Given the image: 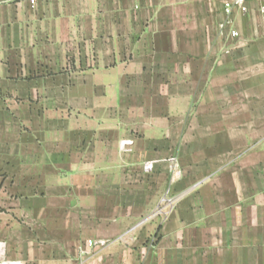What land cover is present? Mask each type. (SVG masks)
Instances as JSON below:
<instances>
[{
	"label": "crops",
	"instance_id": "1",
	"mask_svg": "<svg viewBox=\"0 0 264 264\" xmlns=\"http://www.w3.org/2000/svg\"><path fill=\"white\" fill-rule=\"evenodd\" d=\"M247 4L0 0V261L264 264V19Z\"/></svg>",
	"mask_w": 264,
	"mask_h": 264
},
{
	"label": "built area",
	"instance_id": "2",
	"mask_svg": "<svg viewBox=\"0 0 264 264\" xmlns=\"http://www.w3.org/2000/svg\"><path fill=\"white\" fill-rule=\"evenodd\" d=\"M31 3H35L37 0H29ZM253 1L257 3V10L261 17L264 19V0H223V10L225 14L230 15L233 11H237L239 14L245 15L249 11L248 2ZM224 25V23H223ZM228 35L230 37H236L238 32L234 29L228 30ZM152 166L150 164L146 165V169H150ZM96 242L92 240H87L85 242L86 247H91L95 245ZM83 253L87 251L83 250ZM0 264H21L18 260H9L7 258H1Z\"/></svg>",
	"mask_w": 264,
	"mask_h": 264
},
{
	"label": "rangeland",
	"instance_id": "3",
	"mask_svg": "<svg viewBox=\"0 0 264 264\" xmlns=\"http://www.w3.org/2000/svg\"><path fill=\"white\" fill-rule=\"evenodd\" d=\"M30 2V1H29ZM31 3V2H30ZM31 4H34V3H31ZM226 23V22H225ZM225 23H224V25H223V23H221L220 25H219V29H222V28H224V26H225ZM148 164H150V163H146V164H144V166H143V169H144V171L145 172H149V171H151V169H152V167L150 168V169H146L145 168V166L146 165H148ZM151 165V164H150ZM152 166V165H151ZM169 166H170V168H171V170H173L174 171V169L177 167V164L175 163V162H171V163H169ZM1 174V173H0ZM8 198H11L12 199V196H10V197H8V196H3V195H1L0 196V202H1V204L3 203V202H6L7 200L6 199H8ZM168 198V197H167ZM169 199V198H168ZM167 206H166V211L167 212H169L170 211V204H171V202L169 201V200H167ZM3 213V210L1 209V207H0V213ZM23 214H25V213H23ZM28 217V216H27ZM22 219H24L25 217H24V215L21 217ZM263 230H262V233L264 234V228H262ZM264 236V235H263ZM262 245L264 246V242L262 243Z\"/></svg>",
	"mask_w": 264,
	"mask_h": 264
}]
</instances>
